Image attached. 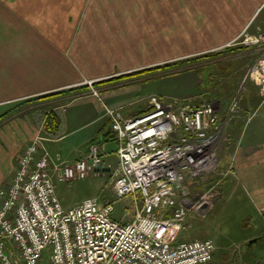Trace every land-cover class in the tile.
I'll use <instances>...</instances> for the list:
<instances>
[{
	"label": "rangeland",
	"instance_id": "374dc122",
	"mask_svg": "<svg viewBox=\"0 0 264 264\" xmlns=\"http://www.w3.org/2000/svg\"><path fill=\"white\" fill-rule=\"evenodd\" d=\"M13 1L0 0V26L4 24L5 35L4 38L0 35L1 57L7 56L11 60L21 55L22 62H29L32 55L28 53H35L33 69L21 70V87H28L31 85L30 79H33L38 89H43L44 87H40L45 83L41 80L43 75L48 80L45 84L54 87L33 93L22 91L23 103L19 105L12 101L15 99L13 94H19L13 92V88L18 86L14 78L10 77L14 71H9V74L7 68L0 64V77L7 79L5 89L0 91V101H12L0 107V123L4 120L11 123L13 126H10V132L17 133L20 128L14 125L16 121L13 115L19 109L27 107L26 102L41 103L59 98L60 100L51 102L53 106L48 104L38 107L39 128L36 137L29 141L31 143L37 139L41 143L39 151L43 153L44 143L53 139L48 142L47 148L44 145L51 164L52 158L55 163L73 164L74 158L85 151L89 136L99 124L98 121L87 119V116L79 121H67L78 113L84 101H87L95 117L101 109L103 111V106L104 109L105 106L119 108L125 116L139 113L146 109L151 95L188 104L212 102L217 110L216 101L219 107L226 104L229 107L236 98L240 114L244 105L253 108L259 102L260 106L252 118L257 119L256 116L264 112V94L246 77L248 68L261 50L254 51L258 47L246 45L241 34L246 27L249 33L264 29L262 26L256 28L257 18L250 21L255 13L65 10L53 13L52 27L37 29L39 35H50L55 42L20 44L13 42L17 34L12 27ZM6 5L11 7L6 8ZM22 35L34 33L23 29ZM47 53L52 54V60L46 56ZM59 69H62V73L74 72L75 76L66 73L62 76L64 80L57 81ZM44 72L48 75L43 74ZM51 78L53 81H49ZM60 80L69 85H59L62 83ZM253 84L256 86H252ZM56 88L60 89L55 90ZM70 102L73 103L67 107L66 104ZM63 109L64 123L56 134L48 133L44 127L47 114ZM248 118L251 116H246V120ZM19 134H23V131ZM228 142L227 133H223L216 152L222 145H228ZM115 144L112 142L110 146L114 147ZM105 160L109 162L108 157ZM111 161L115 164L116 159L112 156ZM218 164L216 170L204 177L201 184L189 181L186 188L188 198L194 199L209 190L212 205L219 200L224 171L220 172ZM230 168L232 169L226 168L228 175H231ZM100 173L59 183L56 181L58 170L51 171L55 194L62 206H72L88 196H97L101 202L114 200L108 173ZM226 177L228 179V176L224 179ZM222 201L221 198L203 214L189 213L176 239L209 238L215 246L213 259L216 264L220 259L222 264H239L241 246L247 242L240 237L252 230L251 225L258 221L260 226L257 229L264 233V220H239L236 212L230 217L221 211ZM134 212L131 197H125L115 204L113 215L121 221H130ZM253 244L247 245L251 247ZM261 247L263 248V244L254 248L256 253H259ZM260 260L261 258L257 263L252 260L251 263L259 264Z\"/></svg>",
	"mask_w": 264,
	"mask_h": 264
},
{
	"label": "built area",
	"instance_id": "2783aa9c",
	"mask_svg": "<svg viewBox=\"0 0 264 264\" xmlns=\"http://www.w3.org/2000/svg\"><path fill=\"white\" fill-rule=\"evenodd\" d=\"M247 29L243 42L261 51L246 77L264 94V29ZM237 105L234 98L221 119L212 102L188 104L159 95L128 116L105 106L116 141L114 165L96 142L73 164H51L33 140L19 156L11 183L0 188V264H216L211 239L176 236L189 213L203 214L212 205L209 190L190 199L186 188L216 170L217 145L239 117ZM56 170L59 183L108 173L114 200L88 196L62 206L51 174ZM125 197L135 208L130 221L113 215Z\"/></svg>",
	"mask_w": 264,
	"mask_h": 264
},
{
	"label": "crops",
	"instance_id": "0c3cea01",
	"mask_svg": "<svg viewBox=\"0 0 264 264\" xmlns=\"http://www.w3.org/2000/svg\"><path fill=\"white\" fill-rule=\"evenodd\" d=\"M13 2L14 6H12L14 10L12 13L14 15V21L12 27L14 28L15 32H17L13 42L20 44L22 42L30 44H48L55 42L53 41V37L50 35H39L37 29L38 27H52L54 25L53 13L65 10L79 11L82 9H87L89 11L97 10L136 12H251L255 14L250 19V21L254 17L257 18L258 25H256V28L260 26L264 27V8L261 7L264 3V0H14ZM5 7L9 8L11 5H6ZM9 11L11 12V10ZM3 28L4 24L0 26V29H2L0 35L4 38L5 35ZM23 29H25V31L31 32V34L34 33V35H22ZM253 50L257 51L260 50V48H255ZM28 54L32 55L29 62H22L21 55H18L17 58L14 57L11 59L13 61H11L7 58V56L1 57L0 53V64L2 67H6L8 73L9 71H14L12 75L10 73L9 74L10 77L14 78V82L18 85L13 88V92H18L19 94H13L15 99L12 101L19 105L23 103V95H21L22 91H30V93H33L35 91H47L45 90L47 87H52V89L54 87V85L48 86L45 84L48 82V80L45 78V75H43L44 78L41 79L45 82L40 86L44 87L43 89H38L39 87L33 79H30L29 84L31 85L24 88L21 87L22 68L31 70L35 65L33 62V55H35V53ZM46 56L52 60L51 53H47ZM61 70L62 69H59V74L56 75L57 81L58 79H63L62 76H65L63 74L66 73H70L68 75H71L72 77L75 76L74 72L65 71V73H62ZM43 74L48 75L47 72H44ZM50 76L53 77L55 75L50 74ZM0 79V91H3L5 89V85H7V79H3L2 77H0ZM49 81H53V79L51 78ZM60 82H62V80H60ZM59 85L67 87L69 84H66L64 81ZM252 86L256 85L253 84ZM59 89L60 88H56L55 90ZM58 100L60 99L58 98L50 101H42L41 103H37V101L30 103L26 102L28 106L25 105L27 107L19 109L17 113L13 115L16 121L14 122V125L19 127L20 131H23V134H19L20 131L17 133L10 132L9 128L13 125H11V123H6L5 120L0 123V188H4L11 183L22 150L29 143V141L34 139V137L37 135L36 132L39 128L38 107L48 104L52 105L51 102ZM12 101L2 100L0 101V107L2 105L12 103ZM73 102L66 104V106L68 107L69 104H72ZM84 102L85 103L82 104L81 108H79L78 113H76L70 119H67V121H79L86 116L87 119H93V121L97 120L99 124L89 136L85 151L87 150L89 143L97 142L100 145L102 151L106 154L105 158L108 157L109 162L114 165L111 159L113 156V159H116L117 162L115 155L116 141L113 133L110 130V124L105 117L104 106L103 111L101 109V111L96 115L97 117H95L92 109H89L90 106H88L87 101ZM259 104L260 102L253 108H248L246 105L243 106V112L241 111L242 114H240L239 117L226 128L227 138L229 140L228 145H222L219 151H217L218 165L221 167L220 172L226 171V168L232 167V169L230 168L231 175H227L228 179L227 177L224 179V177L221 180L222 191L221 197L219 198V200L221 198L223 199L221 211H224L230 217H232V215H234L236 212L239 214V216H237L239 220L242 218H249L252 221L261 219L264 220V112L256 116L258 117L257 119L252 118L255 114V110L259 108ZM216 105L218 106V112L221 119L227 113L228 105H220L219 107L217 101ZM50 108L53 109V107ZM65 109L62 111L56 110L61 120V125L64 123L62 119V113L65 111ZM246 116H251V118L246 120ZM51 140L53 139H48L44 143L46 148L48 147V142H51ZM112 142L115 144L114 147L112 145L110 146ZM44 145L43 149L46 151ZM85 151L81 154H78L73 161L82 157ZM52 160L55 164V160L53 158ZM217 202L214 204L216 205ZM214 204L212 207L215 206ZM258 226H260L259 221L256 223L253 222L250 227L252 230L243 234V237H240V239H244V242H247L241 246V258L238 261L239 264H252V260H255L257 263L259 258H261L259 264H264V233L257 229ZM256 237H258L257 242L251 247L248 246V241ZM260 244H263V248L261 247L259 251L260 254L258 252L257 254L256 249L254 248L257 245L260 246ZM216 262L218 264H222V259L217 260Z\"/></svg>",
	"mask_w": 264,
	"mask_h": 264
},
{
	"label": "trees",
	"instance_id": "16d2710c",
	"mask_svg": "<svg viewBox=\"0 0 264 264\" xmlns=\"http://www.w3.org/2000/svg\"><path fill=\"white\" fill-rule=\"evenodd\" d=\"M51 96V95H48ZM45 121V130L50 134H56L60 128L61 120L59 118V115L56 111H50L47 114Z\"/></svg>",
	"mask_w": 264,
	"mask_h": 264
},
{
	"label": "bare ground",
	"instance_id": "6f19581e",
	"mask_svg": "<svg viewBox=\"0 0 264 264\" xmlns=\"http://www.w3.org/2000/svg\"><path fill=\"white\" fill-rule=\"evenodd\" d=\"M155 164H157V162L152 163L153 166H154ZM151 167H152V166H151ZM167 168L170 169V168H171V164H168V165H167ZM155 172H156V174H161V173H162V171H161L160 169L156 170Z\"/></svg>",
	"mask_w": 264,
	"mask_h": 264
},
{
	"label": "water",
	"instance_id": "95a60500",
	"mask_svg": "<svg viewBox=\"0 0 264 264\" xmlns=\"http://www.w3.org/2000/svg\"><path fill=\"white\" fill-rule=\"evenodd\" d=\"M256 241H257V238L250 239L248 244L251 245V244H253Z\"/></svg>",
	"mask_w": 264,
	"mask_h": 264
}]
</instances>
